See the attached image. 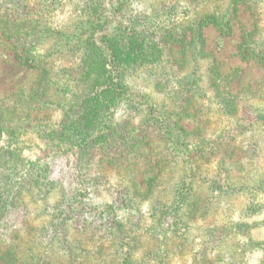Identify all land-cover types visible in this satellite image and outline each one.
Listing matches in <instances>:
<instances>
[{
  "label": "rangeland",
  "instance_id": "rangeland-1",
  "mask_svg": "<svg viewBox=\"0 0 264 264\" xmlns=\"http://www.w3.org/2000/svg\"><path fill=\"white\" fill-rule=\"evenodd\" d=\"M105 1L0 0V264H264V0ZM91 37L131 96L104 111L113 146L86 151L103 130L67 112L104 95Z\"/></svg>",
  "mask_w": 264,
  "mask_h": 264
},
{
  "label": "trees",
  "instance_id": "trees-1",
  "mask_svg": "<svg viewBox=\"0 0 264 264\" xmlns=\"http://www.w3.org/2000/svg\"><path fill=\"white\" fill-rule=\"evenodd\" d=\"M104 3L106 4L105 8L103 7L104 10H106V11L113 10L112 0H106ZM96 6L94 8H96ZM103 14H104V12H103ZM105 15L109 17V15H107V14H105ZM113 15H114V13L111 12L110 16L113 17ZM207 18L208 17L206 15H204L201 18V20H200L198 25H191L192 26V31L194 33L191 35L190 41H186V37H185V34H184L186 29L184 27H180L179 28L180 32H181V39L183 40L182 46L185 49L190 48V51L189 50H183V51H181V54H183V55H182V57L180 59H178L176 57H173L171 59L173 61L174 65H177L178 68L181 69V65L180 64L182 63L181 61L184 58H186L189 61V63H190V61H192L193 58H194V52L195 51L197 52L199 50V53L201 51H203V47H204L203 43H204L205 40H204V37H203L201 31L198 28L202 29L203 23L205 21H207ZM98 21H101V20L98 19ZM105 21H107V17H106ZM215 22H216V26H218L222 32H225L226 28L229 26V22H227V21H225V22H222V21L221 22H217V21H215ZM180 32H175V31L172 30L170 32H167L166 35L161 36L162 38H164V39L161 40V42L163 44L164 43L166 44L167 52L171 53V55L174 53L173 52L174 49L171 48L172 44L171 43L169 44V38L168 37L170 35H171V37H174L175 34L180 33ZM182 34H183V37H182ZM249 36H252V35H249ZM104 38H105V35L102 37V39H104ZM148 40H150V44L148 46L149 47L148 52H150L152 54V53L157 51V48H158V46L160 44V37L159 38H155V36H152L151 39L149 38ZM144 43H145L144 41H141L138 44V48L137 49H138V51H145V53H147V51L143 48ZM86 48L88 49V52L90 54L89 55L90 58L95 59L96 64L100 65L98 69H93V70H91V72H92V76L104 79V85H105L103 87L104 88V95H102L100 97H99V95H95L97 99H95L94 97H85V98H83V104L82 105L84 106L83 107L84 110L79 108V104L76 103V99H71L72 103L73 102L74 103L72 104V107L69 108V110L67 112V114H69L71 116V118L68 117L67 122L70 125V123L72 121V126H75V129H77V125L75 124V120H78V117H81L82 115H84L87 119L90 120V124H91V125L88 126L87 122L81 123L82 125H84L83 128H84L85 132H87L88 130L93 131L94 128H96V127H100V131L103 130V133L101 135L99 134L98 136L94 137L95 138L94 140H90L88 138H84V142H83L84 150L87 151L89 149H93L96 146L98 148H100L101 146H99V145H103V144H100V142L107 143L108 146L106 145L105 147L110 149V147L113 146V142H111L110 140H111V137L113 138L114 133H115L116 130H114V129L110 130V128L109 129H105V127H104L105 123L103 122V119L107 117L108 113L111 114L112 107L115 106L116 101H118V102L120 101L119 98L121 96L126 95V94L129 97L131 96V94L129 93L128 89L126 87H124L123 83L121 82L120 78L123 77L122 70L120 71L118 67L110 66V65L113 64L114 62L115 63H120V62L124 61L125 58L122 57L123 56L122 53H118L114 49H110V47H109V49L112 51L111 52L112 55L104 54L103 52H101V48H102L101 41L96 39L95 37H91L87 41ZM159 48H160V46H159ZM151 49H152V51H151ZM139 53L142 56H144V54H145V53H142V52H139ZM85 60H87V58ZM195 66H196V63H192L191 64V68L192 67L195 68ZM85 69H87V68H85ZM95 70H97V71H95ZM216 71L217 72L212 73L211 86L214 87L213 84L217 86V88L219 90V93H217L216 96L220 97V93L222 94L224 89H220L218 84L216 83V79L220 75V72L218 70H216ZM159 74H160L159 77L155 78L157 80V83H156L157 85H159L161 83V81H163V79L165 78V76L162 77L161 73H159ZM115 78H117V81H115V83H113L112 80H115ZM231 79H232V77L229 80H231ZM161 84H162V86L166 87V82L161 83ZM50 91H51V88H50L49 84H47V82H46V84L43 83V85L41 86L40 89H38L37 91L35 90V96L36 97L34 99H32V100H29V102H31L30 106L32 104H34V100H36L37 98H38L37 100H38L39 104L45 105L46 104V101H45L46 99L42 98L44 96L43 94L47 93V97H48ZM55 94H56L55 101L50 100V102L59 104L61 98H63L66 95V92L63 91L61 94H58V89H57V92H55ZM48 102H49V98H48ZM23 107H24V105H23ZM101 107H102V109H101ZM159 110H161L159 112H161V114H163V118H164V111L165 110L164 109H159ZM104 111L108 112V113H104ZM25 124L27 125L28 123H25ZM79 124H80V122H79ZM21 125H24V123H22ZM21 127H23V126H21ZM45 128H46V126H44V131H43L44 133H46V129ZM79 133H81V132H79ZM89 134H92V133H87V136ZM93 135H94V133H93ZM88 144H90V145L92 144L93 147L92 148H87ZM102 148H103V151L106 152V154H109L107 149H104V147H102ZM86 156H87V154L81 156L80 158L82 160H84L83 158H85ZM116 229L118 230V234L122 236L123 233L119 232L120 228L118 229V227L117 228L113 227V230H116ZM92 230L96 232V230H94V229H92ZM114 234H116V231H114Z\"/></svg>",
  "mask_w": 264,
  "mask_h": 264
}]
</instances>
